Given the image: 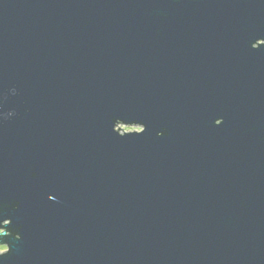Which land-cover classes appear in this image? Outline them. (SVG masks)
Here are the masks:
<instances>
[{
	"label": "water",
	"instance_id": "obj_1",
	"mask_svg": "<svg viewBox=\"0 0 264 264\" xmlns=\"http://www.w3.org/2000/svg\"><path fill=\"white\" fill-rule=\"evenodd\" d=\"M0 247L264 264V0H0Z\"/></svg>",
	"mask_w": 264,
	"mask_h": 264
},
{
	"label": "rangeland",
	"instance_id": "obj_2",
	"mask_svg": "<svg viewBox=\"0 0 264 264\" xmlns=\"http://www.w3.org/2000/svg\"><path fill=\"white\" fill-rule=\"evenodd\" d=\"M139 130V128H135V127H125L126 131H133V130ZM6 248L5 247H0V251H4Z\"/></svg>",
	"mask_w": 264,
	"mask_h": 264
}]
</instances>
